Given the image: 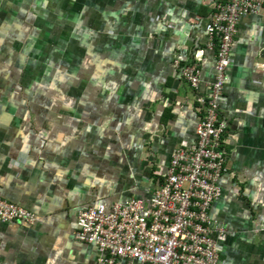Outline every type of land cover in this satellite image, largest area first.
<instances>
[{"label": "crops", "instance_id": "0c3cea01", "mask_svg": "<svg viewBox=\"0 0 264 264\" xmlns=\"http://www.w3.org/2000/svg\"><path fill=\"white\" fill-rule=\"evenodd\" d=\"M215 0H0V264H100L74 239L81 210L147 199L196 140L215 54ZM198 62L200 84L182 78ZM220 264H264V10L244 17L220 101Z\"/></svg>", "mask_w": 264, "mask_h": 264}, {"label": "built area", "instance_id": "2783aa9c", "mask_svg": "<svg viewBox=\"0 0 264 264\" xmlns=\"http://www.w3.org/2000/svg\"><path fill=\"white\" fill-rule=\"evenodd\" d=\"M264 10V0H215L205 24L206 46L215 54V78L209 85L204 118L193 143L183 142L171 155L163 182L147 199L131 198L110 207L81 210L74 239L95 245L100 264H220L217 236L225 229L211 218L221 198L228 124L220 101L232 63L241 20ZM182 78L194 89L200 84L198 62L181 65ZM33 214L0 200V223H35Z\"/></svg>", "mask_w": 264, "mask_h": 264}, {"label": "trees", "instance_id": "16d2710c", "mask_svg": "<svg viewBox=\"0 0 264 264\" xmlns=\"http://www.w3.org/2000/svg\"><path fill=\"white\" fill-rule=\"evenodd\" d=\"M185 81V80H184ZM186 82V81H185ZM204 114H205V112H204ZM204 118V117H203ZM203 118H202V120H203ZM201 120V121H202ZM225 140V139H224ZM223 148H224V142H223ZM10 204V203H9ZM13 205V204H12ZM89 208V207H88ZM87 209V208H86ZM25 210V209H24ZM27 211V210H26ZM28 213H30L29 211H27ZM32 214V213H31ZM93 245V244H92ZM98 249V248H97ZM98 251H99V249H98ZM99 253H100V251H99ZM100 256H101V253H100ZM99 259V258H98Z\"/></svg>", "mask_w": 264, "mask_h": 264}]
</instances>
